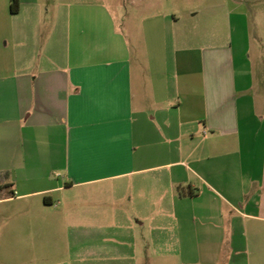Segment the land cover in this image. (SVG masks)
Masks as SVG:
<instances>
[{"label": "crops", "instance_id": "crops-1", "mask_svg": "<svg viewBox=\"0 0 264 264\" xmlns=\"http://www.w3.org/2000/svg\"><path fill=\"white\" fill-rule=\"evenodd\" d=\"M148 1L0 0L4 257L76 191L119 200V264H220L264 221V0Z\"/></svg>", "mask_w": 264, "mask_h": 264}, {"label": "rangeland", "instance_id": "rangeland-1", "mask_svg": "<svg viewBox=\"0 0 264 264\" xmlns=\"http://www.w3.org/2000/svg\"><path fill=\"white\" fill-rule=\"evenodd\" d=\"M126 6L130 16L135 7L129 5L128 1ZM146 15L148 13L130 17V23L135 27V30L137 27L142 29ZM136 35H138L137 32ZM130 39L133 48L135 47L133 54L136 56L138 54L137 38L135 35H131ZM144 46L146 47V45ZM8 193L9 189L2 191V194ZM84 195L76 191L71 195H65L64 198L58 197L59 199H57L61 204L65 202V199L72 198L80 203L78 208H70L69 211H66V215L74 214L76 218L79 217V223L68 219L61 225H45V232L42 238L37 241L36 257L34 253H31L34 250L33 241L28 237L18 236L5 246L6 248L7 246L11 247L12 256L4 257L5 253L1 252L3 248L0 245V264H119V255H116L112 247L114 241L102 239L104 232H110L109 234L118 232L117 224L113 219L119 210V202H117L119 200L114 195H108L104 199L108 201L105 204L99 192L87 198ZM61 204H58L59 208L56 209H61ZM224 221L220 225V229L223 233L228 234L232 225L228 219ZM77 227L83 229L78 231L75 229ZM237 227L241 228L240 225ZM246 227V238L242 241L237 240V244L242 246L241 250L233 251L228 238L220 241V264H264V221L248 219ZM81 234H85V236ZM179 262V259L173 258L169 264H179Z\"/></svg>", "mask_w": 264, "mask_h": 264}, {"label": "trees", "instance_id": "trees-1", "mask_svg": "<svg viewBox=\"0 0 264 264\" xmlns=\"http://www.w3.org/2000/svg\"><path fill=\"white\" fill-rule=\"evenodd\" d=\"M18 11H19V2H18V0H13L12 12L17 13ZM9 178H10V172L0 173V191H2V189L6 186H11L10 184L7 183V180ZM12 194H14V193L12 192ZM45 201L47 203L51 202L48 197H45Z\"/></svg>", "mask_w": 264, "mask_h": 264}]
</instances>
